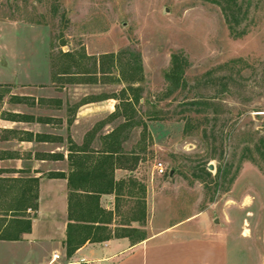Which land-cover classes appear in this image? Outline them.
Returning a JSON list of instances; mask_svg holds the SVG:
<instances>
[{
	"label": "rangeland",
	"instance_id": "1",
	"mask_svg": "<svg viewBox=\"0 0 264 264\" xmlns=\"http://www.w3.org/2000/svg\"><path fill=\"white\" fill-rule=\"evenodd\" d=\"M237 2L240 35L208 0H0V118L5 112L50 117L43 130L66 137L78 111L102 110L108 102L78 105L119 96L130 84L119 81L120 71L139 58L140 123L126 148L140 142L146 122L150 138L139 178L147 190L123 202L117 222L128 221L144 201L145 225L219 229L229 234L232 264H264V0ZM61 52L90 72L54 83L60 65L56 59L53 69L51 58ZM175 53L187 60L186 83L169 93L165 73ZM106 54L120 61L116 67L106 61L107 74L94 65ZM107 116L95 115L89 125ZM84 127L74 134L80 137ZM157 162L166 167L163 176L154 172Z\"/></svg>",
	"mask_w": 264,
	"mask_h": 264
},
{
	"label": "crops",
	"instance_id": "2",
	"mask_svg": "<svg viewBox=\"0 0 264 264\" xmlns=\"http://www.w3.org/2000/svg\"><path fill=\"white\" fill-rule=\"evenodd\" d=\"M97 102L108 103L102 106V110L99 107H86V110L78 111L69 125L70 131L68 130L66 137L43 130V126L48 127L53 122L13 121L0 118L2 122L0 123V177L38 178V208L35 211H28L32 216L31 231L23 233L19 240L0 239V264H232L228 233L219 229L216 231L209 229L201 233L190 232L181 228L184 223L154 228L153 224L151 226L149 220L148 222L146 220L147 225H145V219L148 217L146 202H144L143 221H133L131 217L126 222H117L123 202L129 198H137V192L141 191L139 187L144 188L142 194L147 190V186L139 178L144 151L137 153L140 160L134 170L130 171L123 165H118L114 171L115 181H128L129 177L136 179L138 187L133 193L129 194L126 188L124 193L117 196L115 193L101 195V206L114 213L112 223L109 224L113 236L101 242H86L73 256L67 257L65 240L70 222L68 179L48 177V174L63 173L67 176L73 170L69 159L68 136L76 144L81 145L86 133L94 126L89 125V120L100 113L110 116L118 104L115 98ZM91 103L95 102L83 103L80 107ZM120 121L121 119L109 120L99 127L90 147L99 150L100 137L112 131ZM26 124L29 126H21ZM79 124L86 127L80 137L74 134V129ZM30 125H38L42 129L37 130ZM31 133L32 139L27 136ZM36 134L62 139L36 140ZM126 142L123 143V147L126 151H130L131 149L126 148ZM118 199L119 210L116 211ZM134 209L136 206L132 210ZM123 228H137L141 234L134 237L114 236L116 230L122 233ZM55 253L60 255V258L53 261Z\"/></svg>",
	"mask_w": 264,
	"mask_h": 264
},
{
	"label": "trees",
	"instance_id": "3",
	"mask_svg": "<svg viewBox=\"0 0 264 264\" xmlns=\"http://www.w3.org/2000/svg\"><path fill=\"white\" fill-rule=\"evenodd\" d=\"M221 6L225 17L229 24L230 32L234 35H240L237 32L236 24H238L237 10L240 5L237 0H208ZM52 59L53 69L55 68L56 59L59 62V70L53 73L52 79L55 83L58 81H78L79 78H62V77H78L90 72L88 69H81L80 60L71 52H61L57 58ZM96 60V59H95ZM61 61V62H60ZM109 62V66L116 67L120 61L114 54H106L96 60L94 65L99 64V70L105 74L104 65ZM187 60L180 54H173L171 57V68L165 73V79L169 83L168 92L171 93L181 86L185 81V69ZM128 71H120L119 81H127L130 84L126 89L121 90L117 95H100L81 102L78 106L87 102H96L109 98L118 99L116 110L106 119L97 122L91 130H89L81 145L76 144L70 136L69 143V159L73 170L66 176L63 173H49L48 177H67L69 185V219L67 227V237L65 240V248L67 257L73 254L86 242H101L113 236L109 228V224L113 220V211L107 210L101 206V195L115 193H124L125 189L129 194L138 187L136 179L129 177V180L115 181L114 171L118 165L132 171L139 163L140 157L137 153L145 151L147 148L146 138H150L149 130L146 122H141L143 134L140 142L126 151L123 143L129 138V132L139 125L136 120L138 110L136 104L141 99V87L136 85L142 78V66L139 58L136 63L127 64ZM130 73V75L127 74ZM4 94L0 93V101ZM12 101L19 99L12 97ZM24 99V98H22ZM21 101V100H20ZM50 104L61 106L60 99H51ZM193 102L192 104H195ZM73 111V110H72ZM2 118L13 121H39L42 123H51L50 117H34L28 114L5 112ZM113 119H121V121L109 133L101 136V146L99 150L90 147V143L96 136L97 129L103 126L107 121ZM72 120H68L71 122ZM28 138H33V134H28ZM36 140L62 139L61 137H53L51 135L41 134L35 135ZM143 145V146H142ZM205 175L210 176L211 173L203 168ZM222 172L221 168L217 169V175ZM141 191L144 188L139 187ZM38 178H2L0 177V239L2 240H19L23 233L31 231L32 216L29 210H37L38 208ZM136 209L133 211V221H143L145 218L144 201L137 203ZM119 210V199L116 205V211ZM141 234L137 228H123L122 233L115 231L114 236L134 237Z\"/></svg>",
	"mask_w": 264,
	"mask_h": 264
},
{
	"label": "built area",
	"instance_id": "4",
	"mask_svg": "<svg viewBox=\"0 0 264 264\" xmlns=\"http://www.w3.org/2000/svg\"><path fill=\"white\" fill-rule=\"evenodd\" d=\"M154 172H156L158 175L163 176L164 174H166V167L164 166V164L162 162H157L154 165ZM60 258V255H58L57 253H55L53 255V261H56L57 259Z\"/></svg>",
	"mask_w": 264,
	"mask_h": 264
},
{
	"label": "water",
	"instance_id": "5",
	"mask_svg": "<svg viewBox=\"0 0 264 264\" xmlns=\"http://www.w3.org/2000/svg\"><path fill=\"white\" fill-rule=\"evenodd\" d=\"M207 169L212 171L214 170V165L212 163H210L208 166H207ZM173 173V171H171V174Z\"/></svg>",
	"mask_w": 264,
	"mask_h": 264
}]
</instances>
